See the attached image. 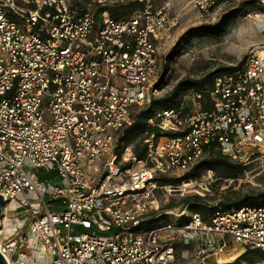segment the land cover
I'll list each match as a JSON object with an SVG mask.
<instances>
[{
  "label": "built area",
  "instance_id": "2783aa9c",
  "mask_svg": "<svg viewBox=\"0 0 264 264\" xmlns=\"http://www.w3.org/2000/svg\"><path fill=\"white\" fill-rule=\"evenodd\" d=\"M173 2L0 0V250L10 264H180L177 239L201 240V264L232 240L264 254V194L215 204L207 220L197 211L178 223L146 218L160 209L159 188L195 184L159 178L212 149L243 165L264 160V49L193 90L200 102L208 95V107L157 109L144 158L132 144L117 152L132 107L158 90L159 51L178 21ZM190 2L212 15L230 0ZM129 4L131 12L112 15ZM41 168L59 179H42ZM12 203L26 217L9 234Z\"/></svg>",
  "mask_w": 264,
  "mask_h": 264
},
{
  "label": "rangeland",
  "instance_id": "374dc122",
  "mask_svg": "<svg viewBox=\"0 0 264 264\" xmlns=\"http://www.w3.org/2000/svg\"><path fill=\"white\" fill-rule=\"evenodd\" d=\"M77 1L78 4H83V0L82 2ZM242 2H245L243 9L227 19L225 21L226 26L224 23L220 32L197 31L190 39H184L183 34L187 30L198 28L203 24L216 23L224 13L240 6ZM172 11L175 16H178V21L171 29L168 37L162 42L159 51V74L155 82L159 86L158 90L154 91L151 99L164 95L180 79L186 76L203 79L205 89L211 88L218 74L241 67L252 50L264 48V0H230V3L221 13L218 12L212 15H203L193 7L190 0H174ZM169 55H172V57L167 60ZM214 71L217 72L213 73ZM192 92L183 100L184 106L192 108L195 105H201V103L205 105L208 102V95H205L203 101L200 102L193 97ZM151 99L148 101L149 104ZM148 103L132 107L129 123L122 129L119 137L120 135H126L124 134L125 128L138 119L139 115L149 107ZM144 134L141 132L135 137L132 142L134 147L141 141ZM119 137L117 151L125 142L120 141ZM243 166L246 169L239 178L221 179L217 177L214 170L203 169L198 178L192 179L195 184L189 186L188 190L166 192L164 189L159 188L157 195L160 201V209L151 210L146 218L149 220L163 218L173 223H178L179 220L184 222L191 213L186 207L184 199L195 194L206 195L208 202L212 203L213 206L215 204L220 205V201L225 198L231 197L234 199L246 194H248L247 197H250L249 201L255 200L256 197L264 194V160H252ZM186 171L168 176L179 177ZM39 174L45 180L54 181L59 179L57 172L54 170L41 168ZM194 186L195 188H193ZM61 203L62 201H59L54 207L58 208ZM8 207L5 221L12 223L11 226L8 225L9 229L7 228L8 233L11 234L15 230L18 221L26 216L23 209L10 207L9 205ZM200 243L201 240L197 239L174 240L179 262L181 264H201L199 260H194V251ZM37 248L35 247V249ZM234 256L236 257L232 258ZM251 258H255V260L251 261ZM234 260H238V264H264V254L259 249L244 248L242 244L232 240L219 254L209 255L206 258L207 264H219Z\"/></svg>",
  "mask_w": 264,
  "mask_h": 264
},
{
  "label": "trees",
  "instance_id": "16d2710c",
  "mask_svg": "<svg viewBox=\"0 0 264 264\" xmlns=\"http://www.w3.org/2000/svg\"><path fill=\"white\" fill-rule=\"evenodd\" d=\"M245 6V2H242L240 6L234 8L230 12H226L222 15V18L214 24H203L202 26L194 29L187 30L183 37L184 39H190L197 31H211V32H220L223 29L224 23L227 19H230L239 12ZM134 5L129 4L123 6L122 8L114 7L111 8L112 15L116 17H121L128 12L133 10ZM226 26V23H225ZM172 55L167 56V60L171 59ZM219 71V70H217ZM214 71L213 73H216ZM214 84V81L213 83ZM158 87L159 84L156 83ZM205 89L204 80L198 79L190 76H186L180 79L174 87L160 97H154L151 99L149 107L144 110L138 117V119L129 124L125 130L124 135H120V141H125L123 145L120 146V149L117 151L118 154H121L124 147L129 144H132L135 137L139 133L145 132H154L156 131V127L152 126L149 122V119L154 116V113L157 109L160 108H180L183 100L185 97L193 90H203ZM204 107H208L207 104ZM134 150L139 158H144L147 154V147L144 145L143 138L140 142H138ZM203 169H212L215 171L217 177L221 179H229V178H239L244 174L246 169L240 162L234 161L230 158L229 155L223 153L221 150L212 149L208 154L205 155L204 158L196 162L189 170H187L182 176L179 177H171V176H161L160 182L161 183H172V184H179L183 180H190L194 178H198L201 175V171ZM248 194L239 197V198H225L224 200L220 201V205L233 208L238 206L239 204H243L249 202V198L247 197ZM259 195V194H258ZM184 201L186 202V207L190 210V212L197 211L200 212L204 219H208L214 211V206L212 203L208 202L207 196H202L200 194H195L191 196L185 197ZM253 201V200H252ZM163 219V218H160ZM152 220H148L147 223L151 222ZM255 258H251V261H254ZM219 264H238V260H234L231 262L219 263Z\"/></svg>",
  "mask_w": 264,
  "mask_h": 264
},
{
  "label": "water",
  "instance_id": "95a60500",
  "mask_svg": "<svg viewBox=\"0 0 264 264\" xmlns=\"http://www.w3.org/2000/svg\"><path fill=\"white\" fill-rule=\"evenodd\" d=\"M6 200L2 194H0V226H1V218L3 217V211ZM0 264H10L8 258L3 254L0 250Z\"/></svg>",
  "mask_w": 264,
  "mask_h": 264
},
{
  "label": "bare ground",
  "instance_id": "6f19581e",
  "mask_svg": "<svg viewBox=\"0 0 264 264\" xmlns=\"http://www.w3.org/2000/svg\"><path fill=\"white\" fill-rule=\"evenodd\" d=\"M263 49H264V48H260L259 50L262 51ZM198 183H199V182H198ZM198 183H197V184H198ZM193 188H195V186H194ZM191 189H192V188H191ZM187 190H188V189H187ZM9 206H10V207H11V206H14V204H13V203H12V204H9ZM5 225H6V227L9 229L8 225L11 226L12 223H7V222L5 221ZM11 229H12V228H11ZM11 229H10V230H11ZM8 231H9V230H8ZM239 256H240V255H239ZM235 257H236V256H234V257H232V258H235ZM230 260H231V259H230ZM222 261H223V260H222Z\"/></svg>",
  "mask_w": 264,
  "mask_h": 264
},
{
  "label": "crops",
  "instance_id": "0c3cea01",
  "mask_svg": "<svg viewBox=\"0 0 264 264\" xmlns=\"http://www.w3.org/2000/svg\"><path fill=\"white\" fill-rule=\"evenodd\" d=\"M178 262H179V260H178ZM180 263V262H179ZM181 264V263H180Z\"/></svg>",
  "mask_w": 264,
  "mask_h": 264
}]
</instances>
